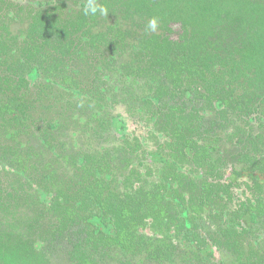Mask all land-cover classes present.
I'll list each match as a JSON object with an SVG mask.
<instances>
[{
	"label": "trees",
	"instance_id": "1",
	"mask_svg": "<svg viewBox=\"0 0 264 264\" xmlns=\"http://www.w3.org/2000/svg\"><path fill=\"white\" fill-rule=\"evenodd\" d=\"M96 2L0 0V264H264V0Z\"/></svg>",
	"mask_w": 264,
	"mask_h": 264
},
{
	"label": "clouds",
	"instance_id": "2",
	"mask_svg": "<svg viewBox=\"0 0 264 264\" xmlns=\"http://www.w3.org/2000/svg\"><path fill=\"white\" fill-rule=\"evenodd\" d=\"M84 15L85 16H97L98 14L103 17H107L109 14V10L107 7L100 5L96 2V0H87L86 5L84 6L83 9ZM161 20L157 16L151 17L146 26H145V31L146 32H156L158 28L160 27Z\"/></svg>",
	"mask_w": 264,
	"mask_h": 264
}]
</instances>
